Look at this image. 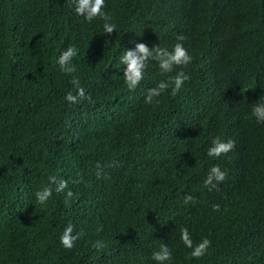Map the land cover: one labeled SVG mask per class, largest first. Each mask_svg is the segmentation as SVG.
Masks as SVG:
<instances>
[{
	"label": "trees",
	"instance_id": "obj_1",
	"mask_svg": "<svg viewBox=\"0 0 264 264\" xmlns=\"http://www.w3.org/2000/svg\"><path fill=\"white\" fill-rule=\"evenodd\" d=\"M105 4L111 34L69 0H0V264H157L163 244L166 264H264V123L252 115L264 96V0ZM178 42L191 63L163 72L150 59L128 89L124 52ZM70 46L71 75L57 63ZM181 71L190 79L172 95ZM73 76L91 100L64 99ZM161 81L169 88L146 104ZM217 137L235 147L208 156ZM214 165L227 179L206 187ZM50 176L68 187L41 205ZM69 224L83 233L71 250L59 240ZM185 227L194 245L212 242L204 257L190 256Z\"/></svg>",
	"mask_w": 264,
	"mask_h": 264
},
{
	"label": "clouds",
	"instance_id": "obj_2",
	"mask_svg": "<svg viewBox=\"0 0 264 264\" xmlns=\"http://www.w3.org/2000/svg\"><path fill=\"white\" fill-rule=\"evenodd\" d=\"M69 3L74 6V12L78 16H82L87 22H91L95 18L99 17L104 20L103 29L106 34H111L116 31L117 25L111 22L112 18L110 14L104 11L106 7L105 0H69ZM185 37L178 35L177 40L183 41ZM78 50L74 46L68 47L64 50L58 58V65L60 70L66 74H74L77 71V67L73 64V59L77 56ZM155 60L158 62L159 68L163 72H171L173 66L188 65L192 61V56L182 43H176L172 51L167 48H162L159 45L149 47L146 43H136L134 49L127 50L121 57V63L125 65L123 77L129 90H135L136 87L144 78L145 69L149 60ZM190 77L183 71L179 72L173 79L172 95H176L185 81ZM71 84L75 89L69 91L64 99L70 104H77L81 100H91L90 95H86L85 89L81 86L78 77L73 76ZM169 83L161 81L155 88L147 90L145 97L146 104H152L154 97H159L162 92L169 88ZM252 115L255 116L257 122L264 123V96L253 106ZM235 147V142L228 140L222 141L219 137L213 139L212 146L208 149L207 155L211 157H220L227 155ZM97 178L102 176V166L98 162L96 165ZM228 173L226 170H222L219 165H214L208 172L206 179L204 180L205 186L215 187L217 184L224 182L227 179ZM48 185L35 193L37 203L46 205L48 200L52 197L53 191L57 193L63 192L68 187V181L64 179H58L56 176H50L48 178ZM79 182V181H75ZM74 193L68 191L66 194V200L71 199ZM193 199L192 196H185V203H188ZM214 211H219V205L213 206ZM74 229L71 224L67 225L60 236L59 240L61 245L68 250L73 249L76 246V242L82 238V232H76L73 234ZM180 239L183 244L192 249L190 256L196 259L204 257L208 249L211 246V241L207 238H203L199 243H193L189 230L185 227L180 230ZM95 249H103L105 244L102 241H96L93 245ZM152 259L157 264H166L173 259L172 251L166 244L160 246L159 251L153 252Z\"/></svg>",
	"mask_w": 264,
	"mask_h": 264
}]
</instances>
